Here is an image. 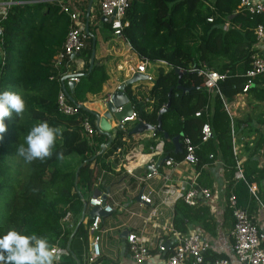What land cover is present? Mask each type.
<instances>
[{
  "label": "trees",
  "instance_id": "obj_1",
  "mask_svg": "<svg viewBox=\"0 0 264 264\" xmlns=\"http://www.w3.org/2000/svg\"><path fill=\"white\" fill-rule=\"evenodd\" d=\"M15 1L18 2L11 4L5 17L0 18V91L9 88L20 91L26 101V110L23 118L14 114L11 120H5L7 129L0 138V234L16 228L28 234L47 236L52 244L65 246L69 229L61 227L60 218L68 210L73 218L78 215L83 207L79 197L83 194L81 188L92 190L101 169H110L109 156L116 148L120 147V154L125 153L123 137L129 135L132 126L118 130L109 148L96 154L105 136L96 131L87 137L81 126L83 118L88 117L95 129L94 115L82 109L64 114L57 107L60 79L67 72L65 65L69 59H65L60 67L54 65V60L70 24L68 15L52 1ZM88 1L80 0L77 4L83 23ZM239 3L240 0H131L122 34L140 59L165 60L172 65L168 69L158 66L147 92L139 94L133 91L131 84L125 88L136 114L133 124L142 120L156 125L160 108L170 99L168 109L162 114V127L168 137L164 138L162 131H156L146 145L154 147L159 139H163L164 152L180 160L185 151L173 152L171 140L174 136H179L180 141L188 137L197 145L196 167L199 169L204 164L221 161L227 194L232 191L238 204L245 206L250 201L248 187L244 181L234 178L238 154L232 150L231 128L237 121L227 113L219 95L209 96L203 85L204 76L189 70L193 65L204 63L213 70L226 73L227 77L219 82L226 102L242 92L248 79L244 74L251 66L253 53L264 52L263 45H257L254 32L258 24L264 23V13H250L238 7ZM89 23L90 31L95 33L93 24ZM110 24V21L101 23L107 28ZM91 51L92 38L86 36L85 46L79 53L84 59L83 72L88 70ZM175 67L184 70L180 77ZM107 77L105 66L94 63L76 82L72 98L83 103L85 92L100 91ZM250 80L244 93L250 100H258L264 105V74H257ZM178 83L191 89L183 92L176 87ZM205 107L206 111L199 118L195 117V111ZM207 119L213 137L201 143L200 130ZM43 120L60 126L63 134L57 137L51 158L25 163L16 154L17 146L23 143L28 130ZM59 151L64 152L63 161L56 158ZM93 155L92 160L85 161ZM82 162L76 177V169ZM242 165L246 181L252 182L256 178L253 173L262 176V168L250 155ZM201 177L197 178L198 182ZM192 221H200L206 227L212 221L208 207L188 205L177 199L173 229L186 232ZM261 246L264 247L263 242ZM169 250L171 246L167 248L166 256ZM101 260L99 257L92 264H106L107 261ZM64 263L69 262L61 258L60 264Z\"/></svg>",
  "mask_w": 264,
  "mask_h": 264
},
{
  "label": "crops",
  "instance_id": "obj_2",
  "mask_svg": "<svg viewBox=\"0 0 264 264\" xmlns=\"http://www.w3.org/2000/svg\"><path fill=\"white\" fill-rule=\"evenodd\" d=\"M66 1L74 3L81 11L77 5L80 0ZM98 1L93 0L90 10V22L94 26L96 35L94 63L103 64L108 77L102 83L100 91L85 92L82 102L100 109L101 101L137 71L136 66L140 58L123 34L115 35L111 31V26L107 29L100 24L108 22V19L100 14ZM262 48L264 47L262 46ZM157 65L162 64L148 62L146 66V71L153 75V79L157 72ZM65 69L67 72L64 75L83 72L84 59L75 55L69 59ZM152 82L153 80L143 77V79L132 82L131 88L142 94L148 91ZM226 103L229 109L227 113L237 121L236 125L231 128L232 150L234 151L235 148L237 151L241 164L250 155L257 161L258 167L262 168V176L253 173L252 176L256 178L252 182L246 181L245 177L240 179L248 187L250 201L245 206L239 205L238 202L237 204L245 209L257 223L261 241L264 243V105L258 100H250L243 91ZM135 120L127 122L124 129L130 128ZM109 123L112 124L111 132L115 121L110 120ZM154 133L152 130H144L124 136L125 153L120 154V147L116 148L115 155L109 156L110 169H101V175L92 190H88L84 186L81 188L83 194H79V197L82 204L86 205V209L84 216L81 209L77 216L72 217L73 228L68 231L69 235L65 243L69 253L61 257L69 262L68 264H92L87 259L90 254L89 238L91 237L87 230V224L91 219L90 212L94 206L89 203L88 199L98 191L108 192L105 200L113 207L112 211L101 215L100 223V255L97 258L101 257V261H107L106 264H167L166 252L158 251V246L164 244L168 248L182 234L193 231L200 233L203 239L210 243V247L204 253V264H209L213 258L219 256L228 258L233 264H240L233 252L231 234L234 219L229 212L228 197L233 192L227 194L222 162L216 160L212 164H204L199 169L196 167V163L182 162L168 165L165 161L162 162L164 157L169 156L164 152L163 139H159L154 147L146 145ZM103 135L105 136L103 143H106L108 137ZM115 135L116 133H112V140L107 148L111 145ZM234 141H236L235 147ZM180 146L181 149L177 152L184 150L182 140ZM174 149L175 145L173 152H175ZM100 150L101 148L97 150L96 154L103 152ZM154 169L155 173L148 176ZM199 175L202 176L200 182L197 180ZM192 180L203 187H208L211 197L199 196L195 204H189L183 198L178 197L180 189L186 187ZM252 185L256 188L257 197L250 190ZM78 192L80 191L78 190ZM141 193L148 195L151 202L141 200L139 198ZM177 199H182L188 205H206L212 221L208 222L206 227L200 221H192L188 223L186 232L175 231L172 219L174 203ZM128 231L142 234L146 238L150 255L145 260L136 261L132 257L126 241Z\"/></svg>",
  "mask_w": 264,
  "mask_h": 264
},
{
  "label": "built area",
  "instance_id": "obj_3",
  "mask_svg": "<svg viewBox=\"0 0 264 264\" xmlns=\"http://www.w3.org/2000/svg\"><path fill=\"white\" fill-rule=\"evenodd\" d=\"M56 2L60 9L66 13L69 17V27L65 35V39L61 46V49L56 54L54 65L60 67L65 59H71L75 55H79L81 50L85 46L86 34L84 32L83 22H81L80 9L72 2L67 3L66 0H50ZM131 0H99L98 6L100 14L110 21L111 31L115 35H121L124 25L127 24L125 19V13L130 5ZM15 0H4L2 4L4 9L1 10L0 18H4L7 9ZM240 8H244L250 13H264V1L257 0H240L238 5ZM208 20H212L208 18ZM1 24V23H0ZM254 32L257 37V45L262 44L264 46V23L258 24ZM2 35V28L0 25V36ZM260 47V46H258ZM150 62L147 59H140L136 70L142 74L146 75V79L153 80V75L146 71L147 63ZM162 64L165 69L170 68L172 65L165 61L160 60L155 62ZM158 67V65L156 66ZM190 71H195L197 74L204 76L203 85L206 88L209 96L212 98L214 95H219L223 101V106L227 112H229L228 104L224 100L219 82L224 80L227 75L226 73H220L207 67L204 63L198 65H193L189 68ZM264 74V52H255L252 55L251 66L244 74L248 79L244 84L242 91L245 92L251 83L250 78L257 75ZM71 80L78 82V77H72ZM109 99V95L105 98ZM57 107L58 110L64 114H73L78 108L72 104L62 89L59 90L57 95ZM206 111V107L195 111L194 115L199 117L202 115L203 111ZM136 114L133 111L131 116L125 118L127 121L135 120ZM81 126L87 137H91L97 130L94 129L89 118L84 117L81 121ZM213 137V130L209 121H205L200 130V141L204 142ZM184 145V157L181 160H175L173 157L168 156L165 163L168 165H176L182 162H188L195 164L198 161V156L195 153L197 145L193 144L188 137H184L182 140ZM235 154V148H234ZM155 173H149L151 176ZM234 178L244 179L242 164L237 159L236 160V170L234 171ZM250 190L253 195L257 197L256 188L254 185L250 186ZM199 196H204L206 198L211 197V191L208 187H203L199 185L195 180L188 183L186 187H182L178 193V197L183 198L189 204H195ZM139 198L144 202H151V198L145 193L139 194ZM89 203L93 206H101L106 212L112 211L113 207L106 202L100 195L89 197ZM228 203L231 207V214L234 219L233 228L231 229V234L233 237V252L240 264H264V247L261 246L262 239L259 235V229L257 223L251 218L247 211L241 208L237 204L235 194H230L228 197ZM101 220L100 215H94L87 224V230L91 237L89 246L90 254L88 255V261L91 263L100 255V230H101ZM61 227L71 230L73 228L72 214L71 211H66L64 215L60 218ZM126 241L128 248L132 257L136 261H143L150 255V248L146 244V238L139 233L128 231L126 234ZM63 255H67L69 250L65 246H60L58 244H53ZM210 247V243L203 239V237L198 232H189L182 234L174 244L171 245V250L167 254L166 261L167 264H202L205 261L204 253ZM167 247L164 244L158 246V251L166 252ZM61 256V257H62ZM209 264H233L228 258L219 256L213 258Z\"/></svg>",
  "mask_w": 264,
  "mask_h": 264
},
{
  "label": "clouds",
  "instance_id": "obj_4",
  "mask_svg": "<svg viewBox=\"0 0 264 264\" xmlns=\"http://www.w3.org/2000/svg\"><path fill=\"white\" fill-rule=\"evenodd\" d=\"M26 101L20 91L11 88L0 91V138L7 129L6 119L13 115L23 118ZM63 134L60 126L50 125L47 120L35 123L17 146L16 154L25 163L35 160L45 161L53 155L58 136ZM59 161L64 160V152L56 153ZM62 254L47 236L28 234L9 228L0 234V264H60Z\"/></svg>",
  "mask_w": 264,
  "mask_h": 264
},
{
  "label": "water",
  "instance_id": "obj_5",
  "mask_svg": "<svg viewBox=\"0 0 264 264\" xmlns=\"http://www.w3.org/2000/svg\"><path fill=\"white\" fill-rule=\"evenodd\" d=\"M92 4H93V0H89L87 7H86L85 14H84V32L87 36H90L92 38V51L89 57V62H88L89 65H88L87 72H89L91 68L93 67L94 58H95V45H96V35L92 33L89 28L90 10H91ZM174 70L178 74L179 77L184 73V70L178 67H175ZM87 72H76V73L65 74L60 79V85H61L62 91L64 92V94L66 95V97L72 104H74L78 109H82L94 115V118H95L94 124H95L96 130L99 133L105 134L108 137L107 142L101 144L100 146L101 148L100 151H104L112 140V133H117L118 130L124 129L126 123L129 122L125 120V118L128 116H131L134 111L132 101L130 100V98L125 92L126 86L128 84H131L135 80H138L141 78L143 79V77H146V75L140 73L139 71L134 72L130 78L126 79L124 82L118 85L114 91L109 93V99H104L101 101L102 102L101 108L98 109V107H94V106L92 107L88 103H77L72 98V91H73L74 86L76 85V82L74 80H71V78L72 77L80 78L81 76L86 75ZM67 86H68V89H67ZM176 87L181 89L183 92L189 91L191 89V87L189 88L184 87L180 83H178ZM170 95H171V89L168 91V97H170ZM169 105H170V99H168L166 104L160 108L158 115H157L156 125H151L145 121L138 120L135 124L132 125V128L129 131V133L142 132L144 130H152L153 132L162 131L164 137H168V133L165 130H163V127H162V114L168 109ZM100 111L102 112L99 113ZM110 120L115 121V123H113L114 125L113 131L111 132L110 130L112 128L111 127L112 124L109 123ZM172 141L175 145L174 151L177 152L178 150L181 149L179 136H174L172 138ZM94 156L95 155L86 159L85 161L92 160ZM167 158L168 156L164 157L162 162L165 161ZM84 162H82L76 169V174H75L76 177L78 176V171H79L80 166ZM107 193L108 192L101 193L100 191H98L97 193H94L93 196L100 195L103 199H105ZM85 209H86V205H83L82 207L83 216H84ZM105 214H106V211H104L101 206H94L90 212V217L92 218L94 215L101 216Z\"/></svg>",
  "mask_w": 264,
  "mask_h": 264
},
{
  "label": "rangeland",
  "instance_id": "obj_6",
  "mask_svg": "<svg viewBox=\"0 0 264 264\" xmlns=\"http://www.w3.org/2000/svg\"><path fill=\"white\" fill-rule=\"evenodd\" d=\"M4 0H0V11L4 9V5L2 4ZM101 24V23H100ZM108 29V28H107ZM95 34V33H94ZM165 68V67H164ZM135 122V121H134Z\"/></svg>",
  "mask_w": 264,
  "mask_h": 264
}]
</instances>
